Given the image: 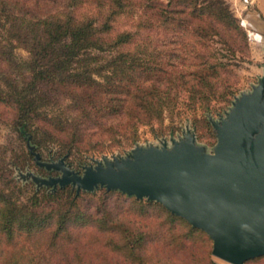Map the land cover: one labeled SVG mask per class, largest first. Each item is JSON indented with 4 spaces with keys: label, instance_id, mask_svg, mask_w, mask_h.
Wrapping results in <instances>:
<instances>
[{
    "label": "trees",
    "instance_id": "trees-1",
    "mask_svg": "<svg viewBox=\"0 0 264 264\" xmlns=\"http://www.w3.org/2000/svg\"><path fill=\"white\" fill-rule=\"evenodd\" d=\"M155 15L188 36L169 50L141 41ZM120 18L128 27L115 28ZM229 28L248 42L228 0H0V103L37 150H93L116 134L128 143L139 125L172 130L162 121L180 94L190 109L207 108L226 64L213 49L195 50V38ZM5 157L0 150V264H216L209 237L159 202L102 186L36 188Z\"/></svg>",
    "mask_w": 264,
    "mask_h": 264
},
{
    "label": "water",
    "instance_id": "water-1",
    "mask_svg": "<svg viewBox=\"0 0 264 264\" xmlns=\"http://www.w3.org/2000/svg\"><path fill=\"white\" fill-rule=\"evenodd\" d=\"M209 122L215 135L210 149L185 127L168 141L135 143L123 154L90 156L80 171L65 162L67 153L40 159L27 138L35 164L58 174L26 170L15 175L30 179L36 188L70 185L78 192L102 186L157 201L202 230L211 240V255L243 264L264 255V67L258 81Z\"/></svg>",
    "mask_w": 264,
    "mask_h": 264
},
{
    "label": "rangeland",
    "instance_id": "rangeland-1",
    "mask_svg": "<svg viewBox=\"0 0 264 264\" xmlns=\"http://www.w3.org/2000/svg\"><path fill=\"white\" fill-rule=\"evenodd\" d=\"M158 1L166 2L167 0ZM156 17L159 18L155 15L152 21L147 23L151 26L144 24L139 28L138 38L141 41L152 40L151 42L157 45L158 51L163 49V47L169 50L176 45L173 39L177 37L185 39L188 36L187 34L174 33V31L170 29L169 24L163 25ZM129 23L130 20H128V18H120L116 22L115 28L121 29L128 27ZM194 47L195 50L199 52H206V49L209 48L213 49L221 54L222 60L226 61L225 66L217 70L218 76L215 83L217 84L215 85L217 86L215 88L216 94L208 100L207 108L195 105L193 109H190L189 106L185 104V93H181L179 98L182 100V103H179L178 107L175 108L170 115L164 116L162 121L163 125H172V130L166 129L160 131L156 129V125L153 127L149 125H139L133 141L127 143L122 137L120 138L119 134H116L119 140H104L102 145L98 146L97 149H72L67 152L64 158L65 162L68 163L70 167L80 171L83 163L90 162V156L99 157L101 154L110 155L112 153L123 154L135 143H157L163 139L168 141L170 137L178 136L185 127L190 128L194 132L197 142L204 144L207 149H210L215 141V135L209 122V117L217 118L219 115H223L230 106L234 96H237L241 91L249 90L251 85L257 82L259 76L262 74L261 66L264 64V51L256 44L246 42L241 33L233 28H229L228 31L220 30L219 33L213 34L210 38H207V40L196 37ZM160 53L163 54L162 52ZM170 53H173V61L180 60L178 59V53H176V51H170ZM14 54L18 58L27 57V52L19 46L14 48ZM12 116L13 109L8 105L0 103V150L5 151V159H8L7 156L10 154L13 159L21 165L20 167L17 165H15V167L13 166L14 168L12 167V170H14L12 173L16 174L17 171L23 172L32 170L41 175L58 174V171L53 169H45L46 172L44 173L38 172L37 165L33 162L32 155L27 154L24 141L18 139L10 127ZM115 119H121V116L114 117V122ZM58 149L57 145L53 144L45 149L41 148L35 150L39 151L40 159L48 160L51 158L55 160L64 153V151ZM97 194L98 191L95 192L93 197L95 198ZM211 257L216 264H230L213 255H211ZM246 260L243 264H264L263 257L251 261Z\"/></svg>",
    "mask_w": 264,
    "mask_h": 264
},
{
    "label": "crops",
    "instance_id": "crops-1",
    "mask_svg": "<svg viewBox=\"0 0 264 264\" xmlns=\"http://www.w3.org/2000/svg\"><path fill=\"white\" fill-rule=\"evenodd\" d=\"M234 13L245 22L248 42L264 51V0H230Z\"/></svg>",
    "mask_w": 264,
    "mask_h": 264
},
{
    "label": "built area",
    "instance_id": "built-area-1",
    "mask_svg": "<svg viewBox=\"0 0 264 264\" xmlns=\"http://www.w3.org/2000/svg\"><path fill=\"white\" fill-rule=\"evenodd\" d=\"M238 17L240 19V23L245 27V25H246L245 20L242 17H240V16H238ZM245 30H246V28H245ZM247 38H248V36H247Z\"/></svg>",
    "mask_w": 264,
    "mask_h": 264
},
{
    "label": "flooded vegetation",
    "instance_id": "flooded-vegetation-1",
    "mask_svg": "<svg viewBox=\"0 0 264 264\" xmlns=\"http://www.w3.org/2000/svg\"><path fill=\"white\" fill-rule=\"evenodd\" d=\"M263 67H264V64L261 66L262 74H263ZM262 74H261V75H262ZM261 75H260V76H261ZM260 76H259V77H260ZM258 79H259V78H258ZM257 81H258V80H257ZM217 118H218V117H217ZM48 160H49V159H48Z\"/></svg>",
    "mask_w": 264,
    "mask_h": 264
}]
</instances>
